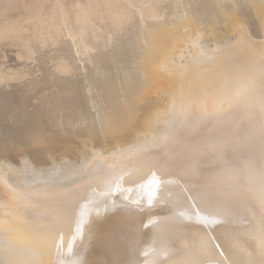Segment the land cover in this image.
<instances>
[{
  "label": "bare ground",
  "instance_id": "6f19581e",
  "mask_svg": "<svg viewBox=\"0 0 264 264\" xmlns=\"http://www.w3.org/2000/svg\"><path fill=\"white\" fill-rule=\"evenodd\" d=\"M247 13L264 37V0H0V264H264V44L170 71L181 22Z\"/></svg>",
  "mask_w": 264,
  "mask_h": 264
},
{
  "label": "rangeland",
  "instance_id": "374dc122",
  "mask_svg": "<svg viewBox=\"0 0 264 264\" xmlns=\"http://www.w3.org/2000/svg\"><path fill=\"white\" fill-rule=\"evenodd\" d=\"M237 15L234 14V15L230 16L231 17L230 23H229L225 33L223 31H221L220 34H222V35H220V34L218 35V33L215 32L216 28L213 27L214 25L213 26L212 25L207 26L210 29L209 31L207 30L208 28L206 26L204 28H202L203 30H200L198 27L194 28L193 23L188 21L190 19H188L187 17H186L187 19L185 18L186 21H184L185 19L184 20L182 19L184 22L183 23L181 22V24H179L177 28L179 30H181L182 33H189L193 28V30L195 31V34L197 33L199 36H201L199 38L200 42H199V45L196 46V48H193L190 45H186L185 47L182 46L179 49L178 53L176 54V62L174 65V69L172 67V68H170V71L176 72V74L179 75L187 65L192 64L194 61L202 60V59H208L210 56L213 55L214 52L220 51V50H218L219 47H222V48L229 47L232 43L235 42L239 33L245 34V36L247 38L246 40L249 41V43H251L253 45V48L260 50L262 48V45L264 44V37H262L263 35L258 31V27H257V29L255 27V25L257 26L256 20L254 18H252L253 16L249 15V13H247L246 15H248V17L250 16L252 18L251 20L249 19L250 17L249 18L247 17V19H246V15H243L242 19L240 20L239 18H241V16L240 15L237 16ZM183 18H184V15H183ZM253 20H255V21H253ZM249 22H252V23L254 22L255 25L250 24ZM184 25H185V28H187V30L184 28ZM181 27L183 29H181ZM215 27H218V26H215ZM205 29L207 31H205ZM253 30H255V31L253 32ZM256 31L258 34L256 33ZM207 55H209V56H207ZM232 87L234 90L235 89L234 86H232ZM232 87H231V92H232ZM69 142H70L69 144L67 142V145H70L71 148H73V146L79 147V148L77 147L76 149H74L76 152H80L82 150L81 146H79V144H80L79 142H78V145H77V141H75L76 144L73 141L74 142L73 145H71L72 141H69ZM89 145L92 148L96 147L94 142H91V141H90ZM89 157H90V155L87 154V155L83 156L82 158H80L79 160H71L70 170L75 171V170L79 169V167H82L85 164V160L87 163V161L89 160ZM82 161L84 164L82 163ZM60 162L63 163V161H60ZM22 168L26 169L25 167H22Z\"/></svg>",
  "mask_w": 264,
  "mask_h": 264
}]
</instances>
